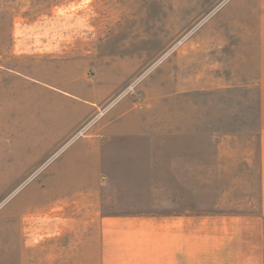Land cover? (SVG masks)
<instances>
[{
    "label": "rangeland",
    "instance_id": "1",
    "mask_svg": "<svg viewBox=\"0 0 264 264\" xmlns=\"http://www.w3.org/2000/svg\"><path fill=\"white\" fill-rule=\"evenodd\" d=\"M258 7L0 0V264H92L42 225L163 212L180 174L190 211L259 222Z\"/></svg>",
    "mask_w": 264,
    "mask_h": 264
},
{
    "label": "crops",
    "instance_id": "2",
    "mask_svg": "<svg viewBox=\"0 0 264 264\" xmlns=\"http://www.w3.org/2000/svg\"><path fill=\"white\" fill-rule=\"evenodd\" d=\"M258 6L254 51L258 78L259 222L190 211L184 197L188 194V184L183 189V181L187 182L188 178L180 174L176 176L178 178H172L180 181L179 190H174L179 191V195L174 196L171 191L170 204L163 212L100 215L95 224H77L76 221V224L72 221L68 224H43V242L38 240V254L41 248L45 251L47 228L58 229L57 235L52 236L55 241L67 238L72 261H76L80 251L85 260H92L93 264L94 251L95 264H264V0H258ZM135 112L134 108L124 112L102 133L107 137L123 134L120 127ZM40 228L38 224V231ZM93 229L95 242L91 234ZM89 231L91 237H88ZM56 252L54 249L53 254ZM37 261L41 260L38 258ZM20 262L23 264L22 258Z\"/></svg>",
    "mask_w": 264,
    "mask_h": 264
}]
</instances>
